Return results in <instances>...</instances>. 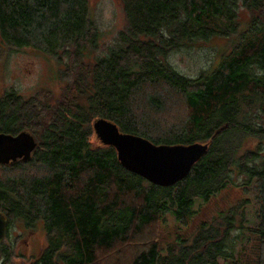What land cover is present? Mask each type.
Wrapping results in <instances>:
<instances>
[{
  "label": "trees",
  "instance_id": "obj_1",
  "mask_svg": "<svg viewBox=\"0 0 264 264\" xmlns=\"http://www.w3.org/2000/svg\"><path fill=\"white\" fill-rule=\"evenodd\" d=\"M89 1L0 0V53L32 49L69 63L61 71L69 84L54 106L13 89L0 95V134L26 132L36 142L29 160L0 164V212L8 220L0 264H15L14 225L38 222L45 245L29 264L231 263L243 230L261 243L263 264L264 0H121L126 30L105 56L86 63L84 51L98 39ZM212 39L228 40L229 49L196 78L170 62ZM97 119L154 145L208 148L186 178L158 187L93 139ZM229 187L252 192L253 228H244L246 204H239L160 247L156 226L168 216L188 226Z\"/></svg>",
  "mask_w": 264,
  "mask_h": 264
},
{
  "label": "rangeland",
  "instance_id": "obj_2",
  "mask_svg": "<svg viewBox=\"0 0 264 264\" xmlns=\"http://www.w3.org/2000/svg\"><path fill=\"white\" fill-rule=\"evenodd\" d=\"M89 18L93 21L97 30L96 48H88L84 51L83 60L86 63H94L96 59L106 55L110 48L117 44L118 34L127 28L123 4L121 0H90L88 6ZM248 15L245 11L238 14L239 29H244L248 24ZM230 40H235L232 37ZM228 40H210L206 45H198L191 50H179L169 58L177 71L189 78H196L200 71L203 72L211 65L216 64L219 56L227 49ZM197 48V49H196ZM0 53V95L10 89L16 91L23 99L37 98L38 100L54 106L63 98L68 81L61 73L68 63L63 56H48L32 49L16 50L4 47ZM227 49V50H226ZM173 113H182L177 105ZM93 133V132H92ZM31 135V134H30ZM32 136V135H31ZM34 139L35 137L32 136ZM93 139L97 140L94 133ZM242 200L248 202H243ZM201 203L196 200V207ZM245 205L246 220L244 228H253L256 225L255 209L252 192L243 193L241 188L229 187L218 194L205 206L199 208L198 215L189 221L188 226H178L168 216L163 225L156 226V238L160 247L165 248L172 243L175 234L189 238L201 221L210 222L218 214L227 211L237 205ZM159 235V236H158ZM241 243L236 247L233 262L219 261V264H262L259 262L262 247L259 240L246 230L242 231ZM8 240L13 245L15 264H29L31 259H36L45 245V233L40 222L31 229H25L20 223L14 225L9 233ZM264 264V263H263Z\"/></svg>",
  "mask_w": 264,
  "mask_h": 264
},
{
  "label": "water",
  "instance_id": "obj_3",
  "mask_svg": "<svg viewBox=\"0 0 264 264\" xmlns=\"http://www.w3.org/2000/svg\"><path fill=\"white\" fill-rule=\"evenodd\" d=\"M92 131L103 146L114 149L119 164L126 171L162 188L186 178L208 148L201 143L154 145L144 138L120 132L115 124L105 119L95 120ZM35 147L34 138L26 132L16 136L0 134V164L27 161ZM7 222L6 215L0 212V244L7 234Z\"/></svg>",
  "mask_w": 264,
  "mask_h": 264
}]
</instances>
